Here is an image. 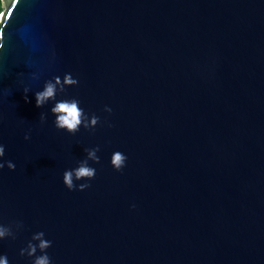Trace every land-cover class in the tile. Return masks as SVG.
<instances>
[{
    "label": "water",
    "instance_id": "water-1",
    "mask_svg": "<svg viewBox=\"0 0 264 264\" xmlns=\"http://www.w3.org/2000/svg\"><path fill=\"white\" fill-rule=\"evenodd\" d=\"M3 2L0 162L16 167L0 169V224L24 228L0 255L31 264L19 250L42 231L52 264H264V0ZM66 73L78 85L56 100L94 130L36 106ZM97 146L94 179L75 181L90 187L70 191L63 173Z\"/></svg>",
    "mask_w": 264,
    "mask_h": 264
},
{
    "label": "clouds",
    "instance_id": "clouds-1",
    "mask_svg": "<svg viewBox=\"0 0 264 264\" xmlns=\"http://www.w3.org/2000/svg\"><path fill=\"white\" fill-rule=\"evenodd\" d=\"M33 80H38L39 75L33 73ZM78 85V80L74 79L71 73H66L63 76V80L59 76H54L50 80H46L43 85V89L35 92V100L37 107H43L49 101H55L54 106L50 109L51 113L54 115L55 119L53 121L54 127L57 130H65L67 133L75 135L79 132L80 127L83 126L86 130H94L95 126L99 123L100 118L96 115L91 117L85 113V111L79 106L80 101L76 98L72 99H61L56 100L58 93H64L67 87ZM25 93V101L27 102V93L30 91L28 87L23 88ZM105 112L111 113L112 109L108 106L104 108ZM41 124L46 122L47 116L45 113L40 114ZM109 127L112 125L109 124ZM25 140L30 139V134H25ZM100 151L99 146L94 148H85L86 158L78 162V166L73 169L66 170L63 173V184L67 189L80 190L90 187L88 183H81L77 185L75 181L86 180L90 181L94 179L96 174V169L89 166V161L94 163L100 162V157L97 153ZM5 155V147L0 144V158ZM127 157L119 151H116L111 156V166L120 171L126 163ZM7 166L9 170L15 169V164L11 161L0 162V169ZM133 207H135L133 205ZM24 225L21 221H14L12 224L7 226L0 224V241L5 239L15 240L17 233L23 230ZM38 242V243H34ZM52 246L50 240L45 239L44 232H37L32 235L31 239L27 242L26 246L19 250V255L21 257L31 258V264H52L51 257L47 253V249ZM37 251L41 254L37 255ZM0 264H9L7 255H0Z\"/></svg>",
    "mask_w": 264,
    "mask_h": 264
},
{
    "label": "rangeland",
    "instance_id": "rangeland-1",
    "mask_svg": "<svg viewBox=\"0 0 264 264\" xmlns=\"http://www.w3.org/2000/svg\"><path fill=\"white\" fill-rule=\"evenodd\" d=\"M3 9H4V2L3 0H0V14L2 13Z\"/></svg>",
    "mask_w": 264,
    "mask_h": 264
}]
</instances>
